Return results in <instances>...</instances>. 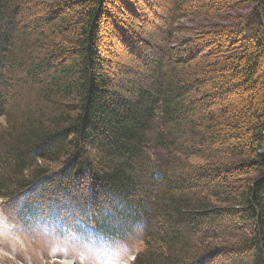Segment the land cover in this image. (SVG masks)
Here are the masks:
<instances>
[{"label": "trees", "instance_id": "16d2710c", "mask_svg": "<svg viewBox=\"0 0 264 264\" xmlns=\"http://www.w3.org/2000/svg\"><path fill=\"white\" fill-rule=\"evenodd\" d=\"M172 1L149 40L130 0H0L2 210L137 238L133 264H264V0L199 28L176 22L225 2Z\"/></svg>", "mask_w": 264, "mask_h": 264}, {"label": "rangeland", "instance_id": "374dc122", "mask_svg": "<svg viewBox=\"0 0 264 264\" xmlns=\"http://www.w3.org/2000/svg\"><path fill=\"white\" fill-rule=\"evenodd\" d=\"M38 2H57L59 0H32ZM131 7H136V11L138 12L139 18L144 19V29H138L136 34L144 37L145 39H149L153 37H158L159 34L162 33L166 29V24L169 16V9L172 8L173 1L172 0H130ZM203 1V0H202ZM225 3H221L220 5H216L217 9L214 11L206 12L204 15L198 14L191 18H181L178 23L184 26H188L191 28H199L203 24H221V25H233L239 24L246 21L248 15H250L251 4L232 2L229 0H223ZM204 2V1H203ZM38 14L42 15L41 11H38ZM116 14V13H115ZM113 14V18L117 19V16ZM119 15V14H117ZM121 16V15H119ZM120 18V17H119ZM27 19V17H22L21 20ZM111 19V20H112ZM127 29L134 28L136 20L134 18L128 19ZM181 22V23H180ZM248 23V22H245ZM123 32H126L124 28L119 27ZM132 28V29H133ZM142 30V31H141ZM240 30L237 29V31ZM140 31V32H139ZM130 32V30H129ZM242 29L240 30V33ZM114 35L113 41L116 43L109 46L108 55L111 58L116 60L119 64L122 63H131L132 58L130 57L131 49L124 47V43L121 40V36L116 35L115 31H113ZM122 34V32H120ZM132 37H137L135 33H131ZM116 35V37H115ZM108 37V35H107ZM108 42V41H107ZM136 42H141L139 39H136ZM145 44V43H143ZM106 47V45H105ZM156 56H162V52L155 47ZM211 50V49H210ZM211 50V51H215ZM148 60V65L152 66L150 63L151 60L149 56H146ZM152 57V58H154ZM151 58V59H152ZM141 73L139 71H134L131 75V79H140L142 82H150V68H142ZM136 74V75H135ZM138 76V77H137ZM32 104V103H30ZM193 164L201 165L205 163V159L200 157H193L190 159ZM229 159L226 157H218L216 161L227 162ZM215 162V161H213ZM0 214L2 217L7 220L11 229L3 234L5 236H16L25 242L27 245V250H18L14 252L15 260L13 259H5V264H17V262H23V264H27V261L31 259L32 264H41V253L44 256H47V247L49 244H60L62 246L68 247L73 255H77L80 252L88 253L94 264L96 261H102L103 264H117L118 261H122L127 259L129 256H134L135 254L143 248V243L140 240L133 238H121L115 237L112 239H107L104 236H96L95 233L90 232L89 236H85L83 234L75 233L73 230L64 229L56 224H51L48 221H43L39 226H28L23 227L20 222L17 220H10L4 216L1 209V198H0ZM3 220V219H2ZM4 221V220H3ZM8 223L1 224V226H7ZM133 264V260L131 262Z\"/></svg>", "mask_w": 264, "mask_h": 264}, {"label": "clouds", "instance_id": "9594fccd", "mask_svg": "<svg viewBox=\"0 0 264 264\" xmlns=\"http://www.w3.org/2000/svg\"><path fill=\"white\" fill-rule=\"evenodd\" d=\"M18 250H27V245L23 239L16 236H5L0 232V264H5V259L15 260L14 252ZM41 264H94L88 253L80 252L73 255L68 247L60 244H49L47 247V256L43 253L40 256ZM134 256H129L127 259L118 261L117 264H131ZM23 264V262H17ZM27 264H32L31 259ZM95 264H103L102 261H96Z\"/></svg>", "mask_w": 264, "mask_h": 264}, {"label": "bare ground", "instance_id": "6f19581e", "mask_svg": "<svg viewBox=\"0 0 264 264\" xmlns=\"http://www.w3.org/2000/svg\"><path fill=\"white\" fill-rule=\"evenodd\" d=\"M0 217H2V215L0 214ZM4 221H3V220ZM0 218V232H2V233H4V232H8L10 229H11V225H10V223L7 221V220H5L4 218ZM5 223H8V225L7 226H1V224H4L5 225Z\"/></svg>", "mask_w": 264, "mask_h": 264}]
</instances>
